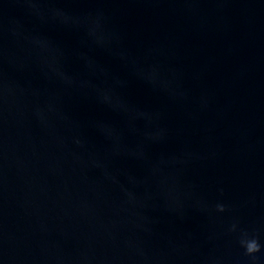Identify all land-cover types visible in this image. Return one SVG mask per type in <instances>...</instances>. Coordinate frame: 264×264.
Segmentation results:
<instances>
[{
    "label": "water",
    "instance_id": "95a60500",
    "mask_svg": "<svg viewBox=\"0 0 264 264\" xmlns=\"http://www.w3.org/2000/svg\"><path fill=\"white\" fill-rule=\"evenodd\" d=\"M0 264H264V0H0Z\"/></svg>",
    "mask_w": 264,
    "mask_h": 264
},
{
    "label": "clouds",
    "instance_id": "9594fccd",
    "mask_svg": "<svg viewBox=\"0 0 264 264\" xmlns=\"http://www.w3.org/2000/svg\"><path fill=\"white\" fill-rule=\"evenodd\" d=\"M261 251V245L258 241H252L247 245V253L249 255L256 254Z\"/></svg>",
    "mask_w": 264,
    "mask_h": 264
}]
</instances>
